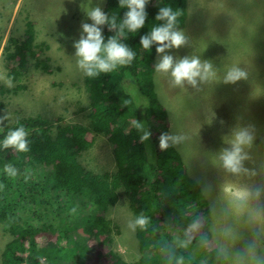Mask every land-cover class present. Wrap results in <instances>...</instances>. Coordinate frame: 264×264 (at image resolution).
<instances>
[{
    "label": "rangeland",
    "instance_id": "obj_1",
    "mask_svg": "<svg viewBox=\"0 0 264 264\" xmlns=\"http://www.w3.org/2000/svg\"><path fill=\"white\" fill-rule=\"evenodd\" d=\"M88 2L0 0V85L11 90V93L0 95V128L3 123L11 128L17 126L19 121H47L59 117L61 120L55 126L84 125V115L90 112V108L85 110L86 105L81 107L79 100L86 96L84 80L87 81L75 65L72 42L78 37L80 23L85 19L82 8ZM187 4L189 17L180 30L187 36L188 44L179 50H171V54L174 58L196 55L210 60L217 69L216 76L185 91L183 87L174 86L166 74H159L147 64L139 71H150L151 74L143 73L140 83L147 90L153 79L156 103L150 102L152 106L146 111L144 103H148V97L140 96L137 88L129 98L133 100L134 95L143 103L142 106L133 100L143 109L146 121H150L151 142L156 145L157 154L160 152V159L168 156L170 150L182 153L188 176L198 183L201 194L207 199L211 214L209 219L206 218L210 225L208 237L221 250L225 264H264V0H187ZM30 22L34 24L33 46L37 49L39 45L42 50L40 59L46 60L51 72L37 69V61L33 57L29 68L21 71L26 74L19 83L20 89L16 91L18 83H14L8 75L10 69L3 54L4 47L10 38H22ZM155 54L153 47L149 59L153 61ZM155 60L157 62L159 57ZM231 66L242 68L247 74L246 78L235 83L222 82L224 71ZM26 85L27 89L23 87ZM136 110L139 111V108ZM135 120L138 119L125 115L119 122L123 128L127 125L132 127ZM90 123L86 121V125ZM238 126L250 127L258 144L254 142L248 149L249 158L245 162L248 170L232 174L221 167L217 154L228 146L226 140ZM161 132H172L182 139L161 151L158 147ZM135 133L138 134L136 129ZM113 149L111 142L96 137L93 147L77 159L83 169L94 174L111 173L116 168ZM211 155L215 160L213 166H209ZM151 173L155 174V171L151 169ZM230 175L240 182L241 188L232 182V191H239L242 198L251 204L246 207L248 213L243 223L238 222L236 213L222 209L221 197ZM119 193L120 198L124 199V192L119 190ZM158 196L162 204L169 203L170 198L165 191H160ZM227 198L234 206L235 202ZM252 204L262 207L261 216L254 214ZM83 211L86 216L87 213L92 216L91 208ZM111 212L114 224L120 225L123 231L119 235H116V231L112 232L113 238H116L115 250L129 263L139 261L144 254L136 242L129 204L118 205ZM172 215L171 212L167 214L169 219ZM35 221L37 226H42L43 222H47L48 226L53 224L49 217H37ZM15 224L14 220H0V264L5 246L14 239L11 229ZM75 239H64L61 246H74L77 244ZM230 242H245L248 246L229 245ZM227 245L230 251L224 247ZM160 255L164 258L177 257L174 250L166 245Z\"/></svg>",
    "mask_w": 264,
    "mask_h": 264
},
{
    "label": "trees",
    "instance_id": "obj_2",
    "mask_svg": "<svg viewBox=\"0 0 264 264\" xmlns=\"http://www.w3.org/2000/svg\"><path fill=\"white\" fill-rule=\"evenodd\" d=\"M163 5L180 9L177 27L181 29L185 26L187 0H149L145 27L140 33L128 34L124 41L136 54L133 62L121 66L112 74L86 77L87 84L91 86V91H87L91 108L87 114L91 120L89 125L55 126L60 117L18 122L17 126L23 125L31 131L29 150L25 153L0 151V220L17 223L11 229L14 239L2 252V264L225 263L217 246L210 241L212 238L208 237L206 218L211 215L208 204L203 200L198 183L188 176L181 155L170 150L169 155L161 160L158 156L160 152L157 154L156 145L150 138L141 143L135 128L129 125L123 128L119 122L122 116L132 115L150 126L143 109L129 97L137 88L154 104L151 100L155 99L153 85L146 90L138 80L141 76L138 68L143 64L153 65L148 51L139 45V36L147 32L152 24L158 23L155 15ZM106 8L110 15L122 16L125 11L119 8L118 0H107ZM33 28L34 24L28 23L25 35L10 38L3 53L9 63L8 75L14 83H18L16 91L26 74L21 71L29 68L33 57L37 61V69L45 73L49 71L46 60H39L38 50L33 46ZM105 33L109 31L105 30ZM26 86L23 87L27 89ZM6 92L11 93V90L0 85V95ZM149 101L146 111L152 106ZM8 128L3 123L0 135ZM99 131L105 132L118 149V169L114 174H94L83 169L77 159L95 144ZM6 163L17 169L15 177L4 173ZM168 165L170 168H167ZM151 169L155 174L151 173ZM119 190L124 192V199L120 198ZM162 190L170 198L167 204L159 200L158 193ZM124 202L129 204L133 224L138 215L146 217L143 226L134 225L136 242L144 255L139 261L131 263L115 250L116 238L112 236L113 231L116 235L123 233L121 226L114 224L111 211L118 205L126 204ZM79 207L83 210L91 208L92 216L88 213L86 216ZM194 209L196 212H193ZM170 212L173 215L169 219L167 214ZM37 217H49L53 224L48 226L47 222H43L42 226H37ZM17 234L19 237L16 238ZM71 238H77L76 245L69 248L61 246L62 240ZM165 245L174 250L176 258L160 255Z\"/></svg>",
    "mask_w": 264,
    "mask_h": 264
},
{
    "label": "clouds",
    "instance_id": "obj_3",
    "mask_svg": "<svg viewBox=\"0 0 264 264\" xmlns=\"http://www.w3.org/2000/svg\"><path fill=\"white\" fill-rule=\"evenodd\" d=\"M106 3L107 0H105L104 4L103 0H95V2L94 0H89L87 5L82 8L85 19L80 23L78 37L72 42V47L74 49L72 56L75 58V65L84 76L89 78L97 77L102 73H111L116 69H121L119 67L130 65L133 62L136 54L124 41L127 39L128 34L141 32V29L145 27V21L148 16L146 6L149 3V0H118L119 8L125 10L122 16L114 14L110 15L107 13ZM180 15L181 12L178 8L174 9L170 5L160 6L155 15V20L158 23L152 24L147 32L139 36V45L149 53L153 47L155 48L156 54L153 55L154 60L152 61L149 59L153 63L151 66L154 67L156 72L166 74L170 77L171 83L174 86L184 87L187 85L196 88L206 80L215 77L217 69L210 60L201 59L200 56L185 55L179 58H174L171 54V50H179L188 44L187 36L177 27L178 17ZM187 17H189L188 11ZM185 21H187V18ZM105 28L109 31L108 34L104 33ZM37 50H39L38 56L39 60H41L40 53L42 50L38 44ZM157 56L159 57V60L155 62ZM148 65L143 64L138 68V72L141 76H143V73L151 74L149 73L150 71H139L140 68H145ZM24 69L25 68H23V70ZM48 69L49 71H46V73L51 72L50 66ZM141 76L138 77V80ZM246 76L247 74L242 68L231 66L224 71L222 82L226 84L235 83L238 80L246 78ZM152 85L155 90L153 79H151L149 88ZM84 86L88 92L91 91V86L88 85L85 80ZM87 91H85L86 96L79 100V105L81 107L86 105V107H84L85 110L90 108L89 94ZM132 97L134 98V95ZM133 100L138 101L137 98H134ZM151 100L156 103L155 99L151 98ZM140 105L143 106V103H140ZM138 107L140 108L139 105ZM84 118V125H86L87 120L88 122H91L90 118L87 117V114L84 115ZM132 127L137 130L139 134L138 138L141 143L148 141L152 135L150 128L145 122L135 120L132 123ZM97 137H103L107 142H110L103 131L98 132ZM181 139V136L172 132H161L158 137V147L161 151L167 150L170 146L176 144ZM253 139L254 137L250 127H235L231 131L228 140H226L228 146L222 148L217 154L221 167L232 174L247 171L248 169L245 167V162L249 158L248 149L252 146ZM29 143V132L23 125L8 128L6 132L0 135V151L11 150L16 153H25L29 150ZM93 145L90 146L88 150H90ZM113 151L114 158L116 159V168L111 174H114L118 169V160L116 157L118 149L114 146ZM3 171L9 177H15L17 175V169L8 163L4 164ZM226 183L227 186L225 187L224 195L221 197L222 209L225 212L236 213L238 215V222H246L244 220L248 213L246 207L251 204L247 202L248 200L246 201L242 198L239 191H232L230 182L226 181ZM235 184L239 188L240 182ZM227 197L235 202L234 206H232L231 201ZM203 198L207 204V199L204 196ZM237 202L238 204H236ZM124 203L128 204V202ZM252 205L255 207L254 214L261 216L262 207L257 204ZM145 223L146 217L143 215H138L134 220L135 226H143ZM209 228L210 225L208 226L207 233H209ZM238 229H240V226H238ZM230 244L242 247L248 246V243L245 242H230L229 245ZM229 245L224 246L227 251H230ZM219 252L221 253V250H219Z\"/></svg>",
    "mask_w": 264,
    "mask_h": 264
},
{
    "label": "crops",
    "instance_id": "obj_4",
    "mask_svg": "<svg viewBox=\"0 0 264 264\" xmlns=\"http://www.w3.org/2000/svg\"><path fill=\"white\" fill-rule=\"evenodd\" d=\"M159 74H160V73H159ZM152 88H154V87H152ZM183 88H184L185 91H189V89H191V86H187L186 88H185V87H183ZM155 89H156V88H155ZM138 94H140V96L143 95V94H141L140 92H138ZM138 102H139V100H138ZM149 102H150V101H149ZM139 103H140V102H139ZM141 104H142V103H141ZM144 104H145V109H146V104H148V103H144ZM96 137H97V136H96ZM88 148H89V147H88ZM179 153H180V155L182 154L181 152H179ZM113 154H114V151H113ZM202 156H204V155H202ZM213 159H214V158H213V156L211 155V156H210V159H209V162H210L209 166H213V165H214L215 160H213ZM226 181L230 182L231 185L233 184L232 182L239 183V181H238L237 179H235L233 175L228 176Z\"/></svg>",
    "mask_w": 264,
    "mask_h": 264
},
{
    "label": "bare ground",
    "instance_id": "obj_5",
    "mask_svg": "<svg viewBox=\"0 0 264 264\" xmlns=\"http://www.w3.org/2000/svg\"><path fill=\"white\" fill-rule=\"evenodd\" d=\"M105 30H107L106 28H105ZM13 52V51H12ZM15 80V79H14ZM255 142V140L253 139V143ZM202 156V155H201ZM176 167V166H175ZM168 168V167H167ZM170 168V167H169ZM171 171V170H170ZM255 175V174H254ZM213 236V235H212ZM218 250H220L219 248H218ZM221 255H223L222 253H220ZM224 256V255H223Z\"/></svg>",
    "mask_w": 264,
    "mask_h": 264
}]
</instances>
